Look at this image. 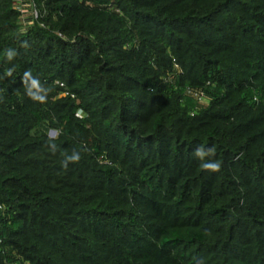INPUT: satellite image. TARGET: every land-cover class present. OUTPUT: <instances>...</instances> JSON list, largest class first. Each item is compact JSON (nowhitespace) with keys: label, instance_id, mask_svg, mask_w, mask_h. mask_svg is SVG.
<instances>
[{"label":"trees","instance_id":"obj_1","mask_svg":"<svg viewBox=\"0 0 264 264\" xmlns=\"http://www.w3.org/2000/svg\"><path fill=\"white\" fill-rule=\"evenodd\" d=\"M0 264H264V0H0Z\"/></svg>","mask_w":264,"mask_h":264},{"label":"clouds","instance_id":"obj_2","mask_svg":"<svg viewBox=\"0 0 264 264\" xmlns=\"http://www.w3.org/2000/svg\"><path fill=\"white\" fill-rule=\"evenodd\" d=\"M197 155L198 156H200V157H203L204 155H205V153H203V152H197ZM69 159H72V160H76V159H78V157L77 156H75V155H73L72 157H70ZM205 167H210V168H216V167H218V165H216V164H205L204 165Z\"/></svg>","mask_w":264,"mask_h":264},{"label":"built area","instance_id":"obj_3","mask_svg":"<svg viewBox=\"0 0 264 264\" xmlns=\"http://www.w3.org/2000/svg\"><path fill=\"white\" fill-rule=\"evenodd\" d=\"M19 1H21V0H19ZM17 8L20 9L21 11L25 12V9H21L20 5H17ZM31 13H33V15L36 16L35 10H31Z\"/></svg>","mask_w":264,"mask_h":264},{"label":"rangeland","instance_id":"obj_4","mask_svg":"<svg viewBox=\"0 0 264 264\" xmlns=\"http://www.w3.org/2000/svg\"><path fill=\"white\" fill-rule=\"evenodd\" d=\"M55 133L50 132V135H54Z\"/></svg>","mask_w":264,"mask_h":264},{"label":"water","instance_id":"obj_5","mask_svg":"<svg viewBox=\"0 0 264 264\" xmlns=\"http://www.w3.org/2000/svg\"><path fill=\"white\" fill-rule=\"evenodd\" d=\"M52 133H54V131H52Z\"/></svg>","mask_w":264,"mask_h":264}]
</instances>
